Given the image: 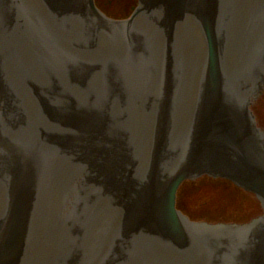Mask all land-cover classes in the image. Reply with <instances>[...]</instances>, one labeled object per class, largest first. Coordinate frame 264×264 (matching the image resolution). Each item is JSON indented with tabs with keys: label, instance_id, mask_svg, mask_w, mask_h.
Returning <instances> with one entry per match:
<instances>
[{
	"label": "water",
	"instance_id": "water-1",
	"mask_svg": "<svg viewBox=\"0 0 264 264\" xmlns=\"http://www.w3.org/2000/svg\"><path fill=\"white\" fill-rule=\"evenodd\" d=\"M105 14L0 0V264H264V214L176 205L208 175L264 209V0Z\"/></svg>",
	"mask_w": 264,
	"mask_h": 264
},
{
	"label": "rangeland",
	"instance_id": "rangeland-1",
	"mask_svg": "<svg viewBox=\"0 0 264 264\" xmlns=\"http://www.w3.org/2000/svg\"><path fill=\"white\" fill-rule=\"evenodd\" d=\"M107 16L126 19L136 0H97ZM259 118L264 122V92L255 106ZM256 197L237 188L224 179L204 176L185 182L177 199L178 207L191 219L210 222H247L260 212ZM258 208V209H257Z\"/></svg>",
	"mask_w": 264,
	"mask_h": 264
},
{
	"label": "flooded vegetation",
	"instance_id": "flooded-vegetation-1",
	"mask_svg": "<svg viewBox=\"0 0 264 264\" xmlns=\"http://www.w3.org/2000/svg\"><path fill=\"white\" fill-rule=\"evenodd\" d=\"M96 3H97V0H96ZM97 5L99 6L98 3H97ZM99 7H100V6H99ZM100 8H101V7H100ZM239 189H241V188H239ZM241 190H242V189H241ZM247 193H248V192H247ZM249 194H250V193H249ZM250 195H252V194H250ZM252 196H254V195H252ZM257 207H258V208H261V205H260V203H258V202H257ZM258 208H257V209H258ZM258 214H260V213H258Z\"/></svg>",
	"mask_w": 264,
	"mask_h": 264
},
{
	"label": "bare ground",
	"instance_id": "bare-ground-1",
	"mask_svg": "<svg viewBox=\"0 0 264 264\" xmlns=\"http://www.w3.org/2000/svg\"><path fill=\"white\" fill-rule=\"evenodd\" d=\"M176 205H177V203H176Z\"/></svg>",
	"mask_w": 264,
	"mask_h": 264
}]
</instances>
